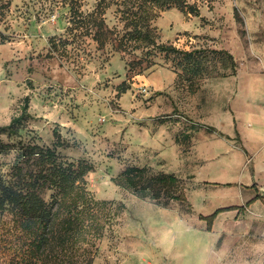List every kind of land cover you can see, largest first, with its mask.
<instances>
[{
    "label": "rangeland",
    "instance_id": "374dc122",
    "mask_svg": "<svg viewBox=\"0 0 264 264\" xmlns=\"http://www.w3.org/2000/svg\"><path fill=\"white\" fill-rule=\"evenodd\" d=\"M81 1L75 17L53 0H10L0 13V126L30 100L18 135L0 139L57 144L61 158L93 165L96 198L122 203L93 264H264V0L155 9L158 43L232 54L234 66L210 53L217 71L193 82L153 46L99 47L89 32L99 0ZM115 1L102 16L122 35L140 0ZM15 148L0 154L5 177ZM128 166L174 173L187 201L163 204L116 184ZM226 207L209 227L203 217ZM14 231L6 212L0 264L11 261Z\"/></svg>",
    "mask_w": 264,
    "mask_h": 264
},
{
    "label": "trees",
    "instance_id": "16d2710c",
    "mask_svg": "<svg viewBox=\"0 0 264 264\" xmlns=\"http://www.w3.org/2000/svg\"><path fill=\"white\" fill-rule=\"evenodd\" d=\"M53 1L68 5L74 17L81 13V0ZM9 2L0 0L1 14ZM113 3L117 1L99 0L89 19V32L99 47L112 45L116 50L131 51L153 46L176 62L181 70L179 77L192 82L217 71L215 56L210 53H220L224 62L234 66V58L226 50L184 49L156 41L157 33L150 25L155 9L177 6L193 12L195 7L189 5L187 0H140V11L125 13L126 31L122 35L109 28L102 16ZM5 38V35H0V42ZM128 87L125 82L120 85L121 91H126ZM29 102L26 96L20 114L8 124L0 126V133L18 135L29 116ZM56 145L41 146L22 140L10 143L0 139V154L7 155L16 147L9 177L0 174V246L6 212L12 213L16 227L13 233L16 243L9 264H93L92 248L113 222L118 212L116 208L122 206L119 203L114 207L112 200L96 198L86 181V175L93 170V165L85 160L61 158ZM114 181L141 198L163 204L175 200L187 201L181 179L174 173L151 172L146 167L128 166ZM48 191L51 192L46 197ZM229 209L232 207L218 208L203 218L210 227L220 212Z\"/></svg>",
    "mask_w": 264,
    "mask_h": 264
},
{
    "label": "water",
    "instance_id": "95a60500",
    "mask_svg": "<svg viewBox=\"0 0 264 264\" xmlns=\"http://www.w3.org/2000/svg\"><path fill=\"white\" fill-rule=\"evenodd\" d=\"M260 192H261V195L264 196V185L260 187Z\"/></svg>",
    "mask_w": 264,
    "mask_h": 264
}]
</instances>
